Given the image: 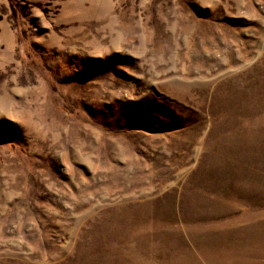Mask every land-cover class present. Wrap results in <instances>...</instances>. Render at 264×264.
<instances>
[{
  "label": "rangeland",
  "instance_id": "obj_1",
  "mask_svg": "<svg viewBox=\"0 0 264 264\" xmlns=\"http://www.w3.org/2000/svg\"><path fill=\"white\" fill-rule=\"evenodd\" d=\"M0 264H264V0H0Z\"/></svg>",
  "mask_w": 264,
  "mask_h": 264
}]
</instances>
